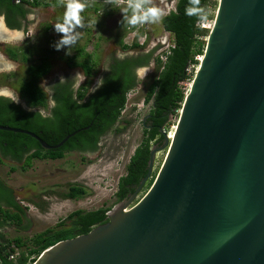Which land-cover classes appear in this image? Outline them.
<instances>
[{"label": "water", "instance_id": "95a60500", "mask_svg": "<svg viewBox=\"0 0 264 264\" xmlns=\"http://www.w3.org/2000/svg\"><path fill=\"white\" fill-rule=\"evenodd\" d=\"M0 130L46 150L80 132L51 146L27 130ZM158 150L107 223L57 243L34 264H264V0H219L165 162L126 212Z\"/></svg>", "mask_w": 264, "mask_h": 264}, {"label": "trees", "instance_id": "16d2710c", "mask_svg": "<svg viewBox=\"0 0 264 264\" xmlns=\"http://www.w3.org/2000/svg\"><path fill=\"white\" fill-rule=\"evenodd\" d=\"M5 3L9 5L10 11L14 10L11 0H0V7ZM54 3L29 5L33 8L51 7ZM201 5L207 8L209 0H201ZM186 6L188 0H178L175 9L162 21L174 44L166 62L157 55L160 48L146 52L138 40L127 45L122 39L121 48L124 51H135V54L110 57L102 75L105 84L94 92L91 89L92 79L98 63L86 51V44L77 45L74 56L66 59L69 67L82 68L88 78L75 96L70 80L64 83L57 81L44 93L40 82L52 70L50 59L43 57L39 62L31 63V51L8 47L6 51L11 59L27 64V68L26 77L16 81L15 88L21 103L17 104L11 98L0 96V125L35 133L51 146L59 144L70 134L80 132L61 148L46 150L29 135L0 130V162L22 164L20 169L26 171L36 159L58 160L63 159L67 153L98 152L102 138L119 122L128 102V94L140 86L138 70L153 65L155 76L148 86L145 98L146 103H151L149 116L144 121L147 125L144 130L145 138L131 157L125 175L120 178L116 194L119 202L129 200L148 174L152 146L161 147L164 144V130L168 127L169 120L182 110L187 95L185 84L193 79V74L188 73L189 68L199 66L198 57H203L205 53L207 43L203 38L208 37V29L202 28L196 17L185 15ZM8 25L15 27L10 20ZM50 27H46L47 32ZM15 76L14 73L2 74L0 83H6ZM50 101L54 104L51 108ZM41 111L47 112L41 116ZM126 124L129 125V122ZM10 170L15 172L18 167L12 166ZM151 183L152 177L146 186L152 187ZM86 195V188L72 185L62 197L80 200ZM109 212L110 209L107 208L77 210L56 227L30 238L7 239L4 230L15 226L26 232L31 228V220L28 208L22 206L15 190L0 177V264H34L46 250L57 243L88 234L95 227L107 223ZM12 244L21 249L18 255Z\"/></svg>", "mask_w": 264, "mask_h": 264}, {"label": "rangeland", "instance_id": "374dc122", "mask_svg": "<svg viewBox=\"0 0 264 264\" xmlns=\"http://www.w3.org/2000/svg\"><path fill=\"white\" fill-rule=\"evenodd\" d=\"M168 1L170 0H153V3L162 8L168 15L175 9L177 0H174V4L171 3V5H169ZM51 2H55L51 7L33 9L32 18H36L35 24L33 23L30 28V34L34 36L33 39H28L26 35H23V32L9 31L3 28L0 23V63L3 65L0 68V76L11 73L16 75L15 78L10 79L8 82L0 83V96L11 98L10 94H18L15 88L17 85L16 81L26 77L27 64L10 60L3 51L6 46H15L18 43L29 40L27 42L28 46L33 47L31 43L36 42L38 48L29 49L31 51L29 58L31 63H37L43 57L50 59L52 70L40 82V85L46 82L47 86L59 81L61 76L67 80H71L77 72H82L85 76L82 68L69 67L66 62L67 57L71 58V56H74V49L79 44L82 46L86 44V51L98 63L92 79V88L95 87L98 78L102 77L106 69V62L110 57L114 55L124 57L135 54V51H124L121 48L120 41L124 38L122 34L125 37H130V27L137 28L140 25L137 27H123L120 23L123 19L122 12L118 15L115 12L112 16L106 14L107 10L113 11L112 9L114 8H103L102 13L98 14V17L96 16V18L104 16L101 18L100 25L97 24L96 28L90 19H86V22H84L85 31H82L77 44L70 49V55L66 54L68 52L67 48L57 51L54 47L56 41L46 31V27L61 21L65 8L58 0H52ZM218 5L219 0H209V5L206 8L209 11V19L207 23L201 24V27L208 29L209 33L215 22ZM88 15H92V13H88ZM114 16L116 17L113 18ZM112 19L113 21L111 22ZM113 29H115L116 34ZM138 35L145 37L143 49L146 52L160 48L157 54H161L168 49L172 42V37L165 31L162 22L147 24V27H140ZM131 37L133 38V35ZM39 38L40 40H38ZM132 38H128L129 40H126L124 44L131 45L133 42ZM207 39L208 37L203 38L206 43ZM8 62L14 65L10 70L6 67ZM196 69L191 67L192 74L194 71L196 72ZM137 74L140 79V86L128 94V102L119 122L110 133L102 138L98 152L94 154L72 152L67 153L63 159L58 160L36 159L26 171L20 169L22 164L7 161L4 163L0 162V177L15 190L17 199L22 206L28 208V215L31 220V228L26 232L19 230L15 226L4 230L7 239L12 240L17 237L30 238L34 234L56 227L69 214L77 210L107 208L111 212L121 204L116 198L118 183L120 178L125 175L131 157L145 138L144 130L147 125L144 124V121L148 118L151 110V103H146L145 98L148 86L155 76V67L152 65L139 69ZM87 80L88 78L82 85ZM190 86L191 82H186L185 89L187 93ZM46 90L48 91V88ZM180 112L177 116L171 117L168 127L164 130L165 140L168 141V145L166 146V142H164L160 148L155 145L152 146V148L159 149L151 176L153 184L167 157L172 135L178 126ZM44 113L46 114V112ZM126 122H129V125ZM12 166L18 167V170L12 172L10 170ZM148 182L125 210H130L144 198L151 187V185L149 187L146 186ZM72 185L83 186L88 190V195L80 200L64 199L62 197L63 194L67 193ZM12 247L16 249V255H18L21 249H17L16 244H12Z\"/></svg>", "mask_w": 264, "mask_h": 264}, {"label": "clouds", "instance_id": "9594fccd", "mask_svg": "<svg viewBox=\"0 0 264 264\" xmlns=\"http://www.w3.org/2000/svg\"><path fill=\"white\" fill-rule=\"evenodd\" d=\"M59 2L64 6L65 11L62 20L54 24L55 32L61 36V38L54 43V47L57 51L67 48L68 52L66 54L70 55V49L77 44L81 36V32L78 29L85 27L81 14L88 7L93 5L94 0H59ZM120 2L121 0H105L106 5H111L114 9L120 8L119 11L123 13V19L120 23L123 27L158 24L163 21L166 15L162 8L153 3V0H126V5L122 8L120 7ZM185 15L196 17L198 24H205L209 19V11L206 7L201 5V0H188V6L185 8ZM6 67L10 70L14 65H12L11 62H8ZM86 79L87 77L84 76L82 72H77L71 78L70 81H72V91L74 96ZM67 81L69 80L61 76L59 83ZM104 84V78L100 77L98 78L95 87L91 89L94 92L103 87ZM40 87L44 93L47 88H50L47 86L46 82L42 83ZM10 95L12 102L17 104L20 103L19 94ZM50 106H54L51 101ZM40 115L44 116L45 113L41 111Z\"/></svg>", "mask_w": 264, "mask_h": 264}, {"label": "flooded vegetation", "instance_id": "af4514ba", "mask_svg": "<svg viewBox=\"0 0 264 264\" xmlns=\"http://www.w3.org/2000/svg\"><path fill=\"white\" fill-rule=\"evenodd\" d=\"M173 1L174 0L168 1L169 5H171V3L173 4ZM11 3H12L11 5L14 7L13 11L9 10L10 7L6 3H5V5L0 7V23L2 24V26H4L9 31H18V32L20 31V32H23V35L24 36L26 35V37L28 39H33L34 36L30 34V30L29 29L31 28V25L33 23L35 24V19L36 18H34V19L32 18V15L34 14L33 13V9L34 8L31 5L27 4V3L16 4L15 0H11ZM16 6H21V7H16ZM166 9H168V7H166ZM9 20L11 21V23L13 25H15L14 28L9 27V25H8ZM17 25H19V27H17ZM40 34H41V29H40ZM38 40H40V38ZM28 41H23L22 43H18L15 46H6V47H4L3 51L5 52L6 56L10 60H12L11 57L9 56L8 52L6 51V49L8 47L21 48L25 52H28L29 49H33V48H31V46L30 47L28 46V44H27ZM31 45H33L34 48H38L36 46L37 45L36 42L35 43H31ZM34 50H36V49H34ZM12 61H14V60H12ZM51 107L52 106H50V102H49V108H51ZM45 112H47V111H45ZM118 186H119V183H118ZM116 198H117V196H116ZM125 201H127V200H125ZM125 201H122L120 203H123ZM87 211H90V210H87ZM109 213H108V215H109Z\"/></svg>", "mask_w": 264, "mask_h": 264}, {"label": "built area", "instance_id": "2783aa9c", "mask_svg": "<svg viewBox=\"0 0 264 264\" xmlns=\"http://www.w3.org/2000/svg\"><path fill=\"white\" fill-rule=\"evenodd\" d=\"M52 0H15V3L16 4H23V3H27V4H35V3H37V4H40V5H45V4H48V3H50ZM178 1V0H177ZM94 2L95 3H98V4H100L101 5V7L102 8H104V9H110V8H113L111 5H106L105 4V0H94ZM174 2V1H173ZM103 4V5H102ZM174 4V3H173ZM177 4V3H176ZM126 5V0H121V2H120V7L122 8V7H124ZM176 7V6H175ZM98 14H100V12H98ZM85 22V21H84ZM138 26V25H137ZM136 26V27H137ZM140 27L142 28V27H147V24H145V25H140ZM140 27H137V28H132V27H130L129 28V30H130V37H128L127 36V39L129 38V39H131L132 37H131V35H133V38H132V44L136 41V40H138V42L140 43V45L141 46H143L144 45V43H145V37H140L139 35H138V30L140 29ZM132 30H133V32H132ZM48 32L51 34V36H52V38L54 39V41H58L60 38H61V36H60V34H57L56 32H55V30H54V25H52L51 27H50V29L48 30ZM131 44V45H132ZM128 45H130V44H128ZM174 47V44H173V42H171V44L169 45V47H168V49L167 50H165L163 53H161V54H157V55H159L160 56V59L163 61V62H166V60H167V56L171 53V48H173ZM203 58L204 57H198V60H199V63H201V61L203 60ZM199 66H200V64H199ZM199 66H197L195 69H196V72H197V70H198V68H199ZM194 67V66H193ZM196 72L194 71V73H193V79H194V77H195V74H196ZM188 73L190 74V75H192V71H191V67L189 68V70H188ZM193 79L191 80V84H192V82H193ZM172 139V138H171ZM13 258V257H12Z\"/></svg>", "mask_w": 264, "mask_h": 264}, {"label": "crops", "instance_id": "0c3cea01", "mask_svg": "<svg viewBox=\"0 0 264 264\" xmlns=\"http://www.w3.org/2000/svg\"><path fill=\"white\" fill-rule=\"evenodd\" d=\"M97 9V11H95ZM113 11L111 10H107L106 14L107 15H113L115 12H116V15H118L119 13H121L119 10L120 8H117L116 10L112 9ZM103 11V8L101 7L100 4H97V3H93V5L91 7H88L81 15L83 17V21L86 22V19H90L94 24H95V28H96V25L101 23V18H103L104 16L100 17L99 18H96V16L98 15V12H100V14L102 13ZM88 13H92V15H88ZM98 17V16H97ZM116 16H114L113 18H115ZM113 21V19L111 20V22ZM85 28V27H84ZM84 28L82 29H78L81 33L82 31H85ZM113 32L116 34V31L115 29H113ZM124 38L123 41L125 42L126 40L128 41L129 39H127V36L125 37L124 34H122Z\"/></svg>", "mask_w": 264, "mask_h": 264}, {"label": "bare ground", "instance_id": "6f19581e", "mask_svg": "<svg viewBox=\"0 0 264 264\" xmlns=\"http://www.w3.org/2000/svg\"><path fill=\"white\" fill-rule=\"evenodd\" d=\"M173 137H174V133H173V135H172V139H173ZM126 212H128V210H126Z\"/></svg>", "mask_w": 264, "mask_h": 264}]
</instances>
